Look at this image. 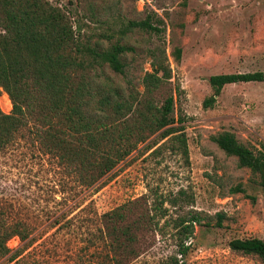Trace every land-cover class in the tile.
<instances>
[{"label": "rangeland", "instance_id": "obj_1", "mask_svg": "<svg viewBox=\"0 0 264 264\" xmlns=\"http://www.w3.org/2000/svg\"><path fill=\"white\" fill-rule=\"evenodd\" d=\"M46 1L68 15L81 42L103 49L119 42L131 48L121 59L122 74L108 67L95 71L99 81L108 78L125 96L142 93L141 80L152 72L151 61H161L171 79L143 99L161 107L173 96L172 116L182 120L178 125L183 127L188 156L182 155L174 136L159 137L154 146L156 134L94 188L85 189L76 182V175L64 176L60 167L39 155L26 129L0 152V201L12 203L15 211L32 220L59 210L57 202L63 197L72 205L80 203V208L90 206L99 215L131 201L139 202L132 206L134 214L151 209L154 201L162 202L167 217L195 213L201 217V225L195 226L189 240L191 251L179 264H264L255 255L228 248L232 239L264 241L260 179L249 169L239 168L235 157L211 141L212 136L227 131L247 147L261 149L264 80L225 85L210 107L203 106L213 95L211 76L264 74V0ZM144 20L159 32L136 26ZM5 94L0 88V110L9 114L11 102L9 106ZM144 135L148 137V132ZM171 200L177 202L175 207L169 204ZM54 231L42 237L48 252L55 245L68 247L70 236ZM140 238L143 249L160 253L147 259L148 263L142 255L136 264H162L163 256L174 247L172 240L157 233L143 232ZM7 246L17 249L20 242L12 238ZM63 258L64 253L59 258L51 256L50 263L61 264Z\"/></svg>", "mask_w": 264, "mask_h": 264}, {"label": "trees", "instance_id": "obj_2", "mask_svg": "<svg viewBox=\"0 0 264 264\" xmlns=\"http://www.w3.org/2000/svg\"><path fill=\"white\" fill-rule=\"evenodd\" d=\"M136 26L159 32L148 20ZM78 34L68 15L46 0H0V88L11 102L9 114L0 110V152L28 129L39 155L60 167L64 176L76 175V182L85 189L94 188L156 134L154 146L157 138L174 136L187 157L183 127L178 125L182 120L172 116L173 96L161 107L143 99L171 79L161 61H151L152 72L141 80L142 93L125 96L108 78L99 81L95 71L108 67L122 74L121 59L131 48L115 42L103 49L81 42ZM263 80L261 72L211 76L213 95L203 106L210 107L225 85ZM211 141L235 157L239 168L257 175L264 193V144L253 150L227 131L212 136ZM57 203L59 210L32 220L15 211L12 203L0 201V264H51V256L59 258L63 253L61 264H136L142 255L148 263L160 252L141 247V234L147 231L173 241L172 252L161 257L162 264H179L191 251L189 240L195 226L201 225L197 213L167 217L162 202L156 201L151 209L137 214L132 206L139 202L131 201L101 215L90 206L72 205L65 197ZM169 204L175 207L177 202ZM160 220L164 222L158 227ZM53 229L70 240L68 247L55 245L48 252L42 237ZM12 238L20 242L17 249L7 246ZM228 248L255 255L264 263V241L259 238L232 239Z\"/></svg>", "mask_w": 264, "mask_h": 264}, {"label": "bare ground", "instance_id": "obj_3", "mask_svg": "<svg viewBox=\"0 0 264 264\" xmlns=\"http://www.w3.org/2000/svg\"><path fill=\"white\" fill-rule=\"evenodd\" d=\"M5 100H6V102L8 103V105L10 106V101H9V99H8V97H7L6 94H5Z\"/></svg>", "mask_w": 264, "mask_h": 264}]
</instances>
